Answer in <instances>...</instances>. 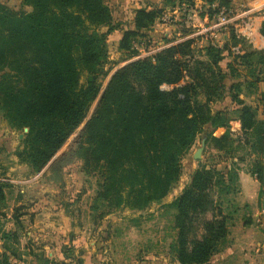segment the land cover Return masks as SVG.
Returning a JSON list of instances; mask_svg holds the SVG:
<instances>
[{"label": "trees", "instance_id": "trees-1", "mask_svg": "<svg viewBox=\"0 0 264 264\" xmlns=\"http://www.w3.org/2000/svg\"><path fill=\"white\" fill-rule=\"evenodd\" d=\"M21 1L31 7L30 12H14L0 4V109L12 127L28 129L16 156L39 173L83 123L97 98L106 75L102 62L107 37L117 26L105 0ZM199 1L207 5L202 17L211 18L220 6L230 9V0ZM193 5V0H163L162 8L135 10L134 29L124 31L119 50L129 58L137 56L134 40L149 31L167 9L187 10ZM102 28L106 30L101 32ZM259 33L264 37V20ZM173 42L111 76L72 147L50 166L58 172L72 159L81 160L85 172L98 177L95 201L108 210H143L167 196L180 176L182 155L203 132L208 143L229 158L233 159L238 148L244 149L250 159L248 173L261 188L264 184V120L258 117L257 108L246 104L239 93L231 95L236 109L213 112L210 107L225 91L226 73L219 65L225 53L234 55L233 61L246 71L244 81L256 88L264 81L257 75L264 71V52L248 44L249 48L233 53L232 48L240 43L234 32L224 39L223 47L209 43L197 49L195 38ZM227 67L235 74L232 64ZM233 88L240 89L238 84ZM232 120L239 122L242 135V144L235 147L228 132L213 136L218 128L227 130ZM207 128L212 131L208 133ZM231 170L224 174L201 166L169 204L177 211L174 264H207L218 252L228 218L209 190L219 186V200L234 192L237 175ZM7 185L0 180V220L6 219ZM209 210L213 217L203 223L204 234L189 239L195 217ZM23 215L15 208L11 220L16 230L0 229V264H10L9 256H17ZM39 263L57 264L43 258Z\"/></svg>", "mask_w": 264, "mask_h": 264}, {"label": "rangeland", "instance_id": "rangeland-1", "mask_svg": "<svg viewBox=\"0 0 264 264\" xmlns=\"http://www.w3.org/2000/svg\"><path fill=\"white\" fill-rule=\"evenodd\" d=\"M193 2L194 5L191 9L176 8L169 13L171 18L168 23L157 22L143 36L136 38L133 44L137 54L135 57L129 58L127 52L119 50L117 40L107 37V54L102 62V68L106 75L101 78L99 94L91 104L83 123L39 173H34L26 163L21 162L16 156V152L22 149L21 140L28 129L12 127L3 117L0 109V163L2 166L0 180L8 184L5 189L6 209L9 210L16 204L15 200L21 201L17 209H19V213L24 214V217L21 218L22 228L19 229V244L24 239L25 229L28 228L34 217L33 215L30 218L33 212L39 208L51 210L60 208L66 216L67 234L64 237L60 236L62 243L60 252L63 260L58 261L57 264H75L76 260H82V264H84L86 258H91L93 264H174L177 262L175 250L178 231L174 227V217L177 211L169 204L180 195L194 171L201 166L215 169L224 174L233 169L237 175V179L233 183L235 191L223 194L220 200L218 195L222 192H220L219 186L213 185L209 190V196L228 219L227 234L220 241L218 252L210 258L207 264H220L218 260L213 262L212 258L225 249L229 242V230L235 228L236 225H254V227H258V232L264 234L262 222L264 184L262 188L260 187L262 190L260 199L253 204L245 203L243 188L240 184V174L241 172L248 173L250 161L244 155L245 150L238 148L232 159L213 148L206 139L201 157L196 160L193 155L197 149L202 147V140L204 137L206 138L205 132L197 135L192 146L182 155L180 176L171 186L167 196L160 201L151 203L143 210L128 208L108 210L96 202L98 177L95 173H86L83 162L79 159H72L58 172L50 168L54 160L72 147L73 140L89 120L107 83L118 69L134 60L155 54L170 45V41H174L173 44L180 42L179 39L187 34V36L192 35L191 38H195L197 49L204 48L209 43L216 47H223L224 39L234 32V27L228 25L221 30H210L209 28L214 23V15L211 18L207 17L208 19H206V15L200 16L207 9V5L203 7V3L199 0H193ZM0 4L18 13L31 11V7L21 0H0ZM228 14L234 17L250 16L261 23L264 20V0H230ZM105 30L106 28L100 29L101 32ZM249 47L248 43L240 38L239 45L235 47L238 50L232 48V52L238 54L239 50ZM233 56V54L225 53L224 59L219 64L222 71L226 73L225 91L221 97L211 101L210 107L213 112L236 109L237 105L232 102L231 95L239 93V98L246 104L255 106L258 117L264 120V81L257 83L256 88L248 86L247 81H244L246 71L241 65L238 66L236 61H233ZM200 59L203 58L200 57ZM228 64H232L237 75L230 74ZM261 69L263 70V67ZM257 75L264 80V71ZM247 80L252 81L253 79L248 78ZM236 84L239 85V90L233 88V85ZM238 123L232 120L227 130L218 128L213 132V136L219 138L228 132L230 138L236 141L234 147L237 144L241 145L242 135ZM206 131L210 133L212 130L207 128ZM233 162L237 163L234 167H232ZM253 211H258L257 216L252 217ZM212 217V210L196 216L189 232V239H199L204 234L203 223ZM9 221V219L1 221L0 229L11 228ZM37 248L39 249V247ZM42 251L44 250L41 248ZM239 259L236 257L235 261Z\"/></svg>", "mask_w": 264, "mask_h": 264}, {"label": "crops", "instance_id": "crops-1", "mask_svg": "<svg viewBox=\"0 0 264 264\" xmlns=\"http://www.w3.org/2000/svg\"><path fill=\"white\" fill-rule=\"evenodd\" d=\"M111 9L112 22L117 28L108 36L119 42L124 31L134 29L133 18L135 10L139 8L163 7V0H105ZM158 25V24H156ZM148 32V31H147ZM239 125V123L237 124ZM240 184L243 188L245 203L253 204L259 197L260 185L251 175L245 172L240 174ZM9 210H5L6 219L10 220L11 228L7 231H15L16 227L11 220L13 210L17 208L21 201H16ZM258 211H253L252 217L257 216ZM257 213V214H256ZM34 215L29 226L23 234L20 246L17 247V256H9L10 264H40L41 258L50 262L63 260L60 252L61 238L67 234V220L65 213L60 208L44 209L39 208ZM24 217V216H23ZM264 224V217H262ZM254 225L244 226L238 224L229 230V242L213 262L220 264H264V234L257 231ZM261 234V235H260ZM50 236V237H49ZM53 238V240H52ZM2 242L0 240V253H2ZM39 247V249L37 248ZM41 248L44 250L41 252ZM43 255V256H42ZM240 259L235 261V258ZM93 260L86 258L84 264H93Z\"/></svg>", "mask_w": 264, "mask_h": 264}, {"label": "built area", "instance_id": "built-area-1", "mask_svg": "<svg viewBox=\"0 0 264 264\" xmlns=\"http://www.w3.org/2000/svg\"><path fill=\"white\" fill-rule=\"evenodd\" d=\"M170 11L167 9L158 23L166 24L171 18ZM206 19L207 16H205ZM228 25L234 27V33L238 38L244 39L253 49L264 52V37L259 33L260 22L258 23L255 19L250 16H229L228 9L224 6L218 8L217 13L214 15V23L209 28L221 30L226 28ZM192 35L179 39V41L191 38ZM236 51L237 48H234ZM163 90H168V86H162Z\"/></svg>", "mask_w": 264, "mask_h": 264}, {"label": "water", "instance_id": "water-1", "mask_svg": "<svg viewBox=\"0 0 264 264\" xmlns=\"http://www.w3.org/2000/svg\"><path fill=\"white\" fill-rule=\"evenodd\" d=\"M25 131L27 132V129H25ZM20 138H22V135H20ZM205 140H206V138L204 137L203 140H202V147L199 148V149H197L195 151L194 155H193L194 159H196V160H199L200 159V157H201V151H202V149H203V147L205 145Z\"/></svg>", "mask_w": 264, "mask_h": 264}]
</instances>
